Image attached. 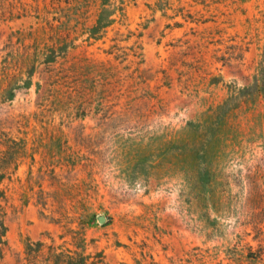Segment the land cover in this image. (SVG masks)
Returning <instances> with one entry per match:
<instances>
[{"label": "rangeland", "instance_id": "1", "mask_svg": "<svg viewBox=\"0 0 264 264\" xmlns=\"http://www.w3.org/2000/svg\"><path fill=\"white\" fill-rule=\"evenodd\" d=\"M0 264H264V0H0Z\"/></svg>", "mask_w": 264, "mask_h": 264}, {"label": "water", "instance_id": "2", "mask_svg": "<svg viewBox=\"0 0 264 264\" xmlns=\"http://www.w3.org/2000/svg\"><path fill=\"white\" fill-rule=\"evenodd\" d=\"M104 221H105L104 217H102V216L98 217V222L99 223H103Z\"/></svg>", "mask_w": 264, "mask_h": 264}]
</instances>
